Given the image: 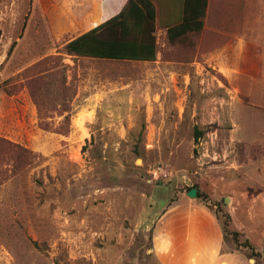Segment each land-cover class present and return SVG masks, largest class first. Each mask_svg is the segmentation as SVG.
<instances>
[{
	"label": "rangeland",
	"instance_id": "rangeland-1",
	"mask_svg": "<svg viewBox=\"0 0 264 264\" xmlns=\"http://www.w3.org/2000/svg\"><path fill=\"white\" fill-rule=\"evenodd\" d=\"M91 4L0 0V139L29 152L0 142V264H162L153 222L193 185L214 264H264V0H209L149 63L64 53Z\"/></svg>",
	"mask_w": 264,
	"mask_h": 264
},
{
	"label": "crops",
	"instance_id": "crops-1",
	"mask_svg": "<svg viewBox=\"0 0 264 264\" xmlns=\"http://www.w3.org/2000/svg\"><path fill=\"white\" fill-rule=\"evenodd\" d=\"M91 1L90 27L84 32L118 14L127 2V0ZM177 4L178 8L174 9L173 4L166 3V0L157 3L155 33L157 43L163 40L166 27L180 20L182 0ZM185 195H180L177 200L168 203L153 222V247L159 260L162 264H214L218 259L227 258L228 254H223L222 230L215 216L196 198L188 197L187 193Z\"/></svg>",
	"mask_w": 264,
	"mask_h": 264
},
{
	"label": "trees",
	"instance_id": "trees-1",
	"mask_svg": "<svg viewBox=\"0 0 264 264\" xmlns=\"http://www.w3.org/2000/svg\"><path fill=\"white\" fill-rule=\"evenodd\" d=\"M159 1L127 0L118 14L67 42L64 46V53L71 57L99 60L154 62L158 53L155 33ZM208 1L182 0L180 20L166 27L165 39L167 42L175 43L181 41L188 34H198L202 31ZM201 135L202 133H196L195 136L198 138ZM0 142L29 153L2 139ZM191 188L197 189L193 185L188 188V191ZM199 197L200 194L197 190L196 198ZM226 219H229L228 215H226Z\"/></svg>",
	"mask_w": 264,
	"mask_h": 264
},
{
	"label": "water",
	"instance_id": "water-1",
	"mask_svg": "<svg viewBox=\"0 0 264 264\" xmlns=\"http://www.w3.org/2000/svg\"><path fill=\"white\" fill-rule=\"evenodd\" d=\"M197 195V189L196 188H191L188 192H187V196L190 198H196Z\"/></svg>",
	"mask_w": 264,
	"mask_h": 264
}]
</instances>
